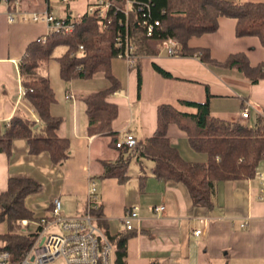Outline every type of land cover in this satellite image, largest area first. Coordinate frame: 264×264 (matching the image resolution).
<instances>
[{
    "label": "crops",
    "instance_id": "1",
    "mask_svg": "<svg viewBox=\"0 0 264 264\" xmlns=\"http://www.w3.org/2000/svg\"><path fill=\"white\" fill-rule=\"evenodd\" d=\"M92 1L85 4L84 10ZM67 4H60L57 10L46 0L42 6H36L33 0H20L9 9L6 0H0V122L19 114L35 118L34 109L22 93L18 65L27 45L48 33L41 22H23L17 17L9 21V12L48 11L59 17L69 11L81 12ZM38 25L45 34L37 29ZM233 28V19L219 17L214 32L192 36L186 46L206 50L216 63L233 53L243 54L252 65L264 62V48L256 37L237 38ZM158 45L154 44V55L139 57L136 67L127 69L123 60L117 58L110 61V71L118 85L107 100L117 107L111 123L117 140L125 134L135 141L149 137L155 128L157 104L190 111L178 106L176 101L201 102L204 87L209 94L212 117L249 126V120L253 124L256 114H264V79L249 84L234 70L200 62L196 52L190 56H166ZM152 64L166 71L170 78L161 77ZM136 68L140 74L138 91ZM110 86L101 72L89 79L60 78L51 86L56 100L50 112L61 117L58 135L67 140L68 156L53 164L48 152L30 154L27 142L15 139L10 155L0 153V192L6 190L9 177H29L40 185L39 191L25 200L36 217L49 215L54 198L60 200L63 214L71 210L66 217H76L84 210L91 178L96 185L101 220L110 236L124 232V210L136 207L138 217L132 221L133 234L125 241V264H264V203L256 199L255 179L216 181L212 205L204 208L190 203L182 184L155 179L147 160L131 159L123 181L102 177L104 162L116 161L121 153L111 144L110 136L87 134L85 104L81 98ZM242 108L247 109L245 119L239 115ZM165 136L183 159L205 160L202 154L189 149L184 132L174 124L166 126ZM140 171L144 175L142 184L137 179ZM157 206H162V211H153ZM194 230H202V234L194 236Z\"/></svg>",
    "mask_w": 264,
    "mask_h": 264
},
{
    "label": "trees",
    "instance_id": "2",
    "mask_svg": "<svg viewBox=\"0 0 264 264\" xmlns=\"http://www.w3.org/2000/svg\"><path fill=\"white\" fill-rule=\"evenodd\" d=\"M20 0H6L13 9ZM123 5V0H111ZM133 10L130 14L129 34L135 43L137 60L139 57L155 54L154 44L168 38L174 39L179 56L198 53L200 62L231 69L249 83L255 84L264 79V62L249 64L241 53L229 54L222 62H213L203 49H190L186 42L190 37L212 33L217 28V18L234 20L235 37H256L264 48V2H232L229 0H131ZM139 19L147 23L158 22L149 37H144L142 29L135 25ZM122 13H108L106 19L84 15L74 31L68 35L49 32L30 42L19 61L20 84L24 98L34 109L39 123L25 114L14 115L6 122H0V153L10 155L11 144L15 139H24L30 154L48 152L53 164H58L68 156L67 140L58 135L61 117L50 112L55 95L46 76L45 69L53 50L65 46V51L56 59L59 63L60 78L89 79L103 73L111 83L107 89L82 96L86 113V132L89 136L106 134L116 147L117 138L112 132L111 123L117 115V107L107 99L116 89L118 82L110 71V61L115 58L117 49L114 40L121 31L118 21ZM82 46V51L78 47ZM152 68L163 78L170 75L152 64ZM136 70V88L139 89L140 74ZM44 73V74H43ZM209 94L204 87L201 102L177 100L176 104L190 111H180L170 104L155 106V128L149 137L136 140L127 149L120 147L121 156L114 162H104L103 178H116L123 181L129 161L135 158L151 163L150 174L166 183H180L187 192L190 203L195 207L210 208L211 195L216 181L252 180L254 167L264 156V114H256L252 125L227 122L212 117L208 108ZM174 124L184 132L187 146L195 153L204 155L205 160L193 162L183 159L165 136L168 124ZM139 184L144 175L137 176ZM90 180H92L90 178ZM40 185L29 177L7 180L6 190L0 192V248L7 251L10 260H18L28 249L37 232L48 216L36 217L26 204V198L37 193ZM51 210V204H50ZM101 213V209H100ZM100 215V214H99ZM18 220H28L35 225L20 229L15 226ZM97 226L108 237L113 249V264H125V241L133 230H124L110 236L101 218ZM17 228V229H14ZM154 264V263H150Z\"/></svg>",
    "mask_w": 264,
    "mask_h": 264
},
{
    "label": "built area",
    "instance_id": "3",
    "mask_svg": "<svg viewBox=\"0 0 264 264\" xmlns=\"http://www.w3.org/2000/svg\"><path fill=\"white\" fill-rule=\"evenodd\" d=\"M69 0H46L48 3L66 5ZM131 0H123V5H118L111 0H93L82 12H67L62 17L48 11L40 13H26L21 11L9 12L8 20L13 21L16 17L23 22H41L47 27L48 33L54 32L68 35L72 33L84 15L96 16L106 19L101 25L105 28L108 22V13H122L123 20L118 21L121 31L117 32L114 45L117 49L115 58L123 60L127 69L133 68L137 60V47L130 34V14L135 9ZM135 8V9H134ZM135 25L142 29L144 37H149L153 27H158L157 21L147 23L144 20L137 21ZM158 48L166 56L176 55L178 48L174 39L168 38L159 42ZM82 46L78 51H82ZM24 94V90L22 92ZM240 118L247 117V109L242 108ZM39 123L38 118H33ZM135 140L129 134H125L116 142V147L127 149L134 145ZM254 179L257 182L256 199L264 203V156L254 167ZM162 206L153 208V211H162ZM100 205L97 200L96 185L89 181L86 194L85 207L81 215L76 217H64L61 211V202L58 198L51 201V210L46 220H43L41 229L37 232L34 240L18 260L11 261L7 251L0 248V264H113L112 245L102 229L97 226V220L101 218ZM138 217L136 207L132 206L124 210L122 225L124 230L132 229V221ZM34 223L28 220H18L20 229L30 227ZM194 236H200L202 230H194Z\"/></svg>",
    "mask_w": 264,
    "mask_h": 264
},
{
    "label": "rangeland",
    "instance_id": "4",
    "mask_svg": "<svg viewBox=\"0 0 264 264\" xmlns=\"http://www.w3.org/2000/svg\"><path fill=\"white\" fill-rule=\"evenodd\" d=\"M88 1H92V0H69L67 5L68 6H72L74 10L82 12L84 10L85 4ZM33 2L35 3L36 6H42L43 5V0H33ZM53 4H54V8L57 9V10H59V8L61 7L59 3H53ZM36 27H37V29L39 31H41V33L44 31L42 29L41 25H38ZM42 34H45V31ZM65 49H66L65 46L56 47L53 50L52 57L50 58V60L47 63V67L45 69V74L49 78L51 86H54L57 82L60 81L59 63H58V60L56 58L58 56H60L65 51ZM35 118H37V116H35ZM249 123L251 125L252 124V120H249ZM181 145H182V143H181ZM186 148H187V146H186ZM181 151H183V150H181ZM202 157H204V155ZM70 211L71 210L68 209V210H66V212H64L65 214H63V212H62V215L64 217H66V216L70 215L69 214ZM15 226L18 228L17 221L15 223ZM32 226H34V225L32 224L30 227H32ZM3 227H4V225L1 224L0 225V230L3 229ZM17 228L14 227V229H17ZM57 264H60V263H57Z\"/></svg>",
    "mask_w": 264,
    "mask_h": 264
}]
</instances>
